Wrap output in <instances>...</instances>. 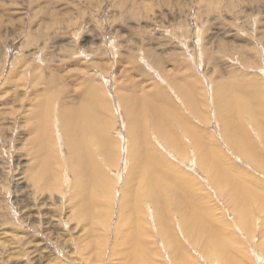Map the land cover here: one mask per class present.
<instances>
[{"label": "rangeland", "instance_id": "obj_1", "mask_svg": "<svg viewBox=\"0 0 264 264\" xmlns=\"http://www.w3.org/2000/svg\"><path fill=\"white\" fill-rule=\"evenodd\" d=\"M263 65L264 0H0V264H136L120 249L124 222L131 220L119 194L134 149L125 101L138 111L154 105L162 112L161 127L171 131L160 141L154 137L155 115L148 112L141 143L152 141L149 148L168 171L193 189L199 210L240 240L235 259L264 264ZM227 93L251 99L257 120L240 110L227 131L232 110L223 113L216 99ZM72 110L86 112L91 122L89 130L78 125L75 131L83 150L69 147L59 122ZM192 135L250 192L242 212L244 222H258L255 228H241V235L229 227L239 222L237 214L200 168L202 152L190 144ZM170 141L185 153L177 155ZM83 153L113 186L117 179L115 202H104L100 193L90 200L87 193L79 206L73 165ZM168 210L167 222L179 231L180 213Z\"/></svg>", "mask_w": 264, "mask_h": 264}, {"label": "bare ground", "instance_id": "obj_2", "mask_svg": "<svg viewBox=\"0 0 264 264\" xmlns=\"http://www.w3.org/2000/svg\"><path fill=\"white\" fill-rule=\"evenodd\" d=\"M262 69H264V65ZM227 94L216 98L219 102L220 110L223 111V113L232 110L230 111L231 115L228 116L229 119L226 122L227 125H223L225 126V128H227V131H229L232 125L234 126L237 123L234 115H236V113L240 110H242L243 112H247L254 121L257 120V111L251 99L245 98L242 101H239L234 95H232V93ZM136 103L139 104L138 102ZM112 104L114 105L113 101ZM133 104L129 101L124 102L125 109L127 110V112H129V126L127 131L131 136L130 139L133 145L132 148H134L135 151L134 149L132 151L130 150V153L127 154L126 162L129 155L130 167L127 171L126 182L124 181L119 194V197L122 198L121 210L122 212L126 210L127 218L131 220V222L127 220L126 222H124L126 225L123 226V229H126V232L124 233L123 231L122 234L124 239L120 241V249L127 250L125 256L129 259L131 258L132 262L136 260V264H145V262H147V264H251V262H247L250 260L245 261L243 258L235 259L234 254L239 253L238 245L240 246V250H243L240 240H237L235 238L230 229L229 233L226 234L225 231H222L220 228L215 227L212 223L219 224L221 222L209 221L208 215L203 210H199L197 204L194 203L193 189L191 194L187 183L180 182L181 179L173 176V174L168 171L166 166L163 164L162 158L156 155V153L152 149H150L154 148L153 146H151L153 144H151L152 141L149 143L148 141H145L147 140L146 138L145 140L142 138L144 144L141 143L142 140L139 138L138 133H140L139 135L142 134L141 136L143 137L145 136L143 135V133L145 134L147 130L145 131L143 127V125H145L144 115L148 112H151L155 115L154 121L156 125L153 128L154 137H156L160 141V139L162 140V134L166 129H170L171 131V127L168 128L167 126L166 129L164 127H161L163 119L161 117L162 112L159 109H156L157 107H155L154 105H152L148 111H144L143 109L138 111L133 108ZM238 117L240 118V116ZM247 118L248 117H246V119ZM59 119V122L63 121L64 132L66 131L65 133H67V135H65L66 139H64L67 141L69 147L72 150H83L84 141L79 136L78 137L80 139L77 138V133L75 131L78 128V125H81V132L87 131L91 128V122L86 112H84V117H82L80 111H68L64 115V118L59 117ZM171 123L172 122H170V124ZM137 128H139V130ZM158 136L160 137V139L158 138ZM167 137L169 138V136ZM173 138H176L175 135L173 136ZM61 139L62 138H60V140ZM193 139L194 142L191 141L193 143H189L192 144L194 148H196L197 154L199 151L202 152L201 156L200 154H198V164L200 168H204L205 171H207L210 180L214 184L213 187L215 186L217 188V190L215 189V194L218 196H227L225 203L230 207L232 213L237 214L239 222H230L229 227H231V229L233 227L236 231L238 229L239 231L237 232H239L241 235V228H244L247 231L250 224H253V227L255 228L258 222H244L248 217H246V212L245 214L242 212L244 211L245 201L248 196H250V192H248V190L242 184L225 175V171L222 170L219 166V159L207 152V147L206 150L203 149V147L205 146L202 147L201 142L196 136H193ZM170 143L172 147H175L177 149H180V147L178 146L179 143L182 144L180 141L179 143L170 141ZM141 144L144 145V147ZM124 146L125 143L122 146V150L126 153V149H124ZM181 149L184 151V148ZM181 149L178 151L177 155L179 153H185ZM238 151L242 153L241 155L246 156V153L242 149L239 148ZM51 152H53V150H51ZM104 152L107 161L112 163L114 161L113 149L107 146ZM185 157L188 158V156ZM246 157L250 158L248 156ZM75 166L76 169L74 171V175H76L78 179L76 178V189L73 190L74 193L72 192V195L75 196V199L79 203L80 207H83L82 202L83 199L86 198L87 193L90 197L88 199L90 200H93L100 193L104 202L108 201L110 197L113 198L112 200H114L113 202H115L116 193L114 191L117 182L116 178L113 186L111 181L107 177L102 175L100 171H98L95 163L93 164L91 159L87 158L84 153L81 154L78 158H74L73 168H75ZM64 168L65 164L63 165V169ZM209 178H207L208 182H210ZM62 179L65 181V183L69 182L66 174H62ZM207 183H205V185ZM127 190L130 194L128 201L125 200V194ZM170 194L173 198L172 200L169 198ZM144 199H147L148 205L145 209H142L143 207L141 206V203H143ZM174 206L177 212L180 213V216L182 218V222L176 223L177 226L180 227L179 231L175 230V226L172 222H167V220H169L167 219V210L170 207L174 208ZM103 212L108 213L106 211H102V214ZM105 213L102 217H105ZM134 217L137 218V222H132ZM149 219H152V222H149ZM103 224L104 223L102 222L101 227ZM107 224H105L103 228H105V226L107 228ZM132 232H135L133 237L128 239V235ZM253 233L254 229L252 235ZM148 237H151L152 240L147 241ZM261 237L262 242L259 244V255L261 254L264 256V231L263 233H261ZM251 238H254V235ZM126 241L128 242L129 246L126 244ZM155 242L157 245L156 247H149L150 244L153 245ZM159 242L161 244H159ZM122 244H124L126 247ZM150 250H153V253L159 260L153 261L148 258V255H150ZM116 253L123 255L121 252H114V254ZM197 255L198 260L196 258ZM211 259L215 260L213 261Z\"/></svg>", "mask_w": 264, "mask_h": 264}]
</instances>
